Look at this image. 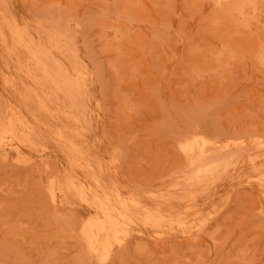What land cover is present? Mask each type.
Here are the masks:
<instances>
[{
    "label": "rangeland",
    "instance_id": "374dc122",
    "mask_svg": "<svg viewBox=\"0 0 264 264\" xmlns=\"http://www.w3.org/2000/svg\"><path fill=\"white\" fill-rule=\"evenodd\" d=\"M0 264H264V0H0Z\"/></svg>",
    "mask_w": 264,
    "mask_h": 264
},
{
    "label": "bare ground",
    "instance_id": "6f19581e",
    "mask_svg": "<svg viewBox=\"0 0 264 264\" xmlns=\"http://www.w3.org/2000/svg\"><path fill=\"white\" fill-rule=\"evenodd\" d=\"M103 251H104V249H103Z\"/></svg>",
    "mask_w": 264,
    "mask_h": 264
}]
</instances>
